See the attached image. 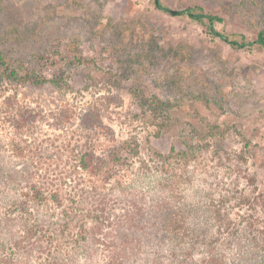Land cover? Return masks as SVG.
<instances>
[{
	"label": "rangeland",
	"instance_id": "1",
	"mask_svg": "<svg viewBox=\"0 0 264 264\" xmlns=\"http://www.w3.org/2000/svg\"><path fill=\"white\" fill-rule=\"evenodd\" d=\"M160 2L0 0V53L40 83L0 84V159L26 173L24 161L47 160L51 145L91 141L82 123L95 112L112 129L95 141L110 150L137 141L155 166L158 153L177 157L188 144L201 146L206 167L217 166L228 182L238 178L245 194L264 193V48H234L171 12L201 7L224 19L216 29L255 41L264 0ZM22 139L43 149L15 151Z\"/></svg>",
	"mask_w": 264,
	"mask_h": 264
},
{
	"label": "trees",
	"instance_id": "2",
	"mask_svg": "<svg viewBox=\"0 0 264 264\" xmlns=\"http://www.w3.org/2000/svg\"><path fill=\"white\" fill-rule=\"evenodd\" d=\"M177 15L234 48H264V31L255 41L233 37L215 28L222 17L201 7ZM13 78L40 84L0 53V84ZM93 114L95 121L82 123L93 140L51 145L47 160L24 161L26 173L0 159V264H264V193L245 194L235 188L238 178L228 182L217 166L206 167L197 158L201 146L188 144L177 157L158 153L155 166L140 157L137 141L110 150L95 137L112 129ZM31 142L14 150L43 149Z\"/></svg>",
	"mask_w": 264,
	"mask_h": 264
},
{
	"label": "water",
	"instance_id": "3",
	"mask_svg": "<svg viewBox=\"0 0 264 264\" xmlns=\"http://www.w3.org/2000/svg\"><path fill=\"white\" fill-rule=\"evenodd\" d=\"M155 1H156V4L159 6V0H155ZM171 12L172 14H176L178 11L175 9H172Z\"/></svg>",
	"mask_w": 264,
	"mask_h": 264
}]
</instances>
